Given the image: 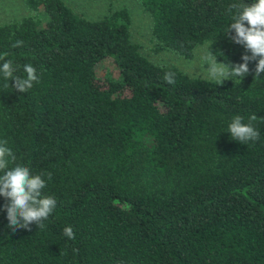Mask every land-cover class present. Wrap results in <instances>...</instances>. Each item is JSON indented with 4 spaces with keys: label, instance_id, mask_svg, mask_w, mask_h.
Returning a JSON list of instances; mask_svg holds the SVG:
<instances>
[{
    "label": "trees",
    "instance_id": "1",
    "mask_svg": "<svg viewBox=\"0 0 264 264\" xmlns=\"http://www.w3.org/2000/svg\"><path fill=\"white\" fill-rule=\"evenodd\" d=\"M22 2L27 13L0 21V55L15 75L33 65L39 82L21 93L0 75V140L16 163L44 174L43 194L57 206L44 228L13 232L0 196V264H264L257 61L220 85L145 55L125 6L87 18L63 0ZM141 2L155 50L191 58L206 44L218 61L243 63L246 49L225 35L229 5L241 0ZM236 115H256L257 141L232 139Z\"/></svg>",
    "mask_w": 264,
    "mask_h": 264
},
{
    "label": "clouds",
    "instance_id": "2",
    "mask_svg": "<svg viewBox=\"0 0 264 264\" xmlns=\"http://www.w3.org/2000/svg\"><path fill=\"white\" fill-rule=\"evenodd\" d=\"M228 11L233 14V22L228 26L225 35L231 42L242 45L246 54L242 56L243 63H222L216 55L209 53L204 59L208 64L207 73L211 80L222 85L226 80H233L235 84L250 74L249 63L257 61L254 72L255 79L264 73V0H253L245 3L243 0L229 5ZM235 33L234 35L232 33ZM23 46V41L17 40L12 47ZM251 53L250 55L247 53ZM8 53L0 55V75L5 80L14 81V88L21 93L30 90L34 83L39 82L36 68L25 64V76L15 75L16 69L13 61L7 59ZM175 73L168 72L164 75L167 84H175ZM7 87V85H5ZM256 115L245 123L243 117L236 115L228 125L227 132L233 140L242 144L257 141L260 137L258 130L253 126ZM16 155L8 146L7 140H0V196L7 203L4 210L7 212L8 227L13 231L29 229L35 223L39 229L45 227L44 221L53 214L57 201L52 196L43 194L47 186L44 174H33L31 169L23 164L16 163ZM11 165V166H10ZM47 179H52V174L47 173ZM63 234L68 239H75L71 226L63 229Z\"/></svg>",
    "mask_w": 264,
    "mask_h": 264
},
{
    "label": "rangeland",
    "instance_id": "3",
    "mask_svg": "<svg viewBox=\"0 0 264 264\" xmlns=\"http://www.w3.org/2000/svg\"><path fill=\"white\" fill-rule=\"evenodd\" d=\"M75 11L82 13L87 18H99L111 10L125 6L131 16L130 37L138 43L140 50L156 62L175 65L191 75L209 77L208 64L204 59L210 52L206 44L198 45L191 58H184L170 50H155V40L152 35V16L144 9L141 0H63ZM28 10L22 0H0V21L11 17H19ZM106 60L99 64L102 70L109 66Z\"/></svg>",
    "mask_w": 264,
    "mask_h": 264
}]
</instances>
